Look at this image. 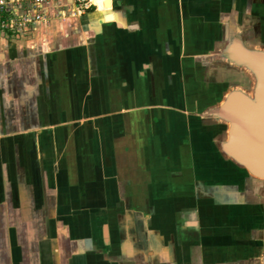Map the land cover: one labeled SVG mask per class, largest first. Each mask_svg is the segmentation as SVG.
<instances>
[{"label": "crops", "instance_id": "obj_1", "mask_svg": "<svg viewBox=\"0 0 264 264\" xmlns=\"http://www.w3.org/2000/svg\"><path fill=\"white\" fill-rule=\"evenodd\" d=\"M91 2L0 36V264H262L263 182L210 112L264 0Z\"/></svg>", "mask_w": 264, "mask_h": 264}, {"label": "water", "instance_id": "obj_2", "mask_svg": "<svg viewBox=\"0 0 264 264\" xmlns=\"http://www.w3.org/2000/svg\"><path fill=\"white\" fill-rule=\"evenodd\" d=\"M221 58L252 80L250 92L231 89L210 112L227 127L221 151L249 176L264 182V48H249L236 37L226 44Z\"/></svg>", "mask_w": 264, "mask_h": 264}, {"label": "built area", "instance_id": "obj_3", "mask_svg": "<svg viewBox=\"0 0 264 264\" xmlns=\"http://www.w3.org/2000/svg\"><path fill=\"white\" fill-rule=\"evenodd\" d=\"M50 1L57 0H0V36L25 35L35 25L46 23L47 17L43 13L42 6ZM72 8L68 10L70 15L79 16L90 8H97L91 0H71ZM57 16L63 18L65 13L60 11Z\"/></svg>", "mask_w": 264, "mask_h": 264}, {"label": "flooded vegetation", "instance_id": "obj_4", "mask_svg": "<svg viewBox=\"0 0 264 264\" xmlns=\"http://www.w3.org/2000/svg\"><path fill=\"white\" fill-rule=\"evenodd\" d=\"M225 127H226V125H225ZM226 129H227V127H226ZM224 155V154H223ZM226 157V156H225ZM243 170V169H242ZM244 171V170H243ZM245 172V171H244ZM246 173V172H245ZM247 174V173H246ZM248 175V174H247ZM249 176V175H248ZM250 178H252L251 176H249ZM254 179V178H253ZM260 181V180H259ZM261 182H263V181H261ZM262 189H263V192H264V182H263V186H262ZM264 206V205H263ZM263 244H264V230H263ZM263 256H264V250H263Z\"/></svg>", "mask_w": 264, "mask_h": 264}, {"label": "rangeland", "instance_id": "obj_5", "mask_svg": "<svg viewBox=\"0 0 264 264\" xmlns=\"http://www.w3.org/2000/svg\"><path fill=\"white\" fill-rule=\"evenodd\" d=\"M95 6H97V5H95ZM98 8V7H97Z\"/></svg>", "mask_w": 264, "mask_h": 264}, {"label": "bare ground", "instance_id": "obj_6", "mask_svg": "<svg viewBox=\"0 0 264 264\" xmlns=\"http://www.w3.org/2000/svg\"><path fill=\"white\" fill-rule=\"evenodd\" d=\"M208 116V115H207Z\"/></svg>", "mask_w": 264, "mask_h": 264}]
</instances>
